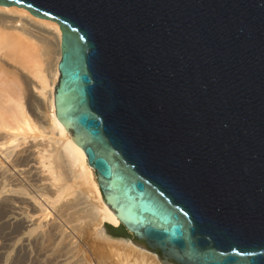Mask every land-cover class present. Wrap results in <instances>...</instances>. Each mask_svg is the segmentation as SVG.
<instances>
[{
  "label": "water",
  "instance_id": "water-1",
  "mask_svg": "<svg viewBox=\"0 0 264 264\" xmlns=\"http://www.w3.org/2000/svg\"><path fill=\"white\" fill-rule=\"evenodd\" d=\"M0 6L59 25L56 118L132 244L162 264H264V0Z\"/></svg>",
  "mask_w": 264,
  "mask_h": 264
},
{
  "label": "bare ground",
  "instance_id": "bare-ground-1",
  "mask_svg": "<svg viewBox=\"0 0 264 264\" xmlns=\"http://www.w3.org/2000/svg\"><path fill=\"white\" fill-rule=\"evenodd\" d=\"M60 59L56 22L0 6V264H88L81 237L159 261L130 240L98 232L120 221L102 201L83 150L56 118Z\"/></svg>",
  "mask_w": 264,
  "mask_h": 264
},
{
  "label": "rangeland",
  "instance_id": "rangeland-1",
  "mask_svg": "<svg viewBox=\"0 0 264 264\" xmlns=\"http://www.w3.org/2000/svg\"><path fill=\"white\" fill-rule=\"evenodd\" d=\"M25 108L30 115L31 112H30L27 104H25ZM41 140L42 139H40V142H43V140L42 141ZM93 173H94V171H93ZM94 178H95V181L97 182L95 173H94ZM105 223H107V222H105ZM107 224H110V223H107ZM110 225H112V224H110ZM112 226L118 227L119 225L118 226L112 225ZM81 238H77V243L80 242V243H78V247L82 248V250L85 252V254L81 253V255L83 256V258H84V255H86L85 256L86 258H84V260L86 261V259H87L86 263H88V264H99V263L100 264H102V263L103 264H162V263H160V261H157L151 255H145L143 257H140L138 254H136L134 252H130V254H129V251H125V250L123 251V253L125 252L128 254L124 255L122 253V250H121V252H120V250H117L115 252L114 249L108 250L107 247L103 246L104 244H105V246L112 244L113 243L112 241L97 240L96 243L92 245L85 238H83V237H81ZM131 238H133V237H131ZM111 239H113V238H111ZM84 240H86V242ZM115 240H119V239H115ZM127 240H129V239H127ZM81 241H83V242H81ZM113 244H115V243H113ZM94 245L95 246L99 245L101 247L99 249V248H97V246L95 247ZM80 248H79V251L82 252V250H80ZM112 252H113V254H112ZM120 253H122V254L120 255ZM110 254H112V255H110ZM117 254H119V255H117Z\"/></svg>",
  "mask_w": 264,
  "mask_h": 264
},
{
  "label": "trees",
  "instance_id": "trees-1",
  "mask_svg": "<svg viewBox=\"0 0 264 264\" xmlns=\"http://www.w3.org/2000/svg\"><path fill=\"white\" fill-rule=\"evenodd\" d=\"M106 226L109 229V233L113 237L129 239L128 233H127V231L125 230V228L122 225H120L118 227H112L111 225H106ZM157 254L159 255V252H157Z\"/></svg>",
  "mask_w": 264,
  "mask_h": 264
}]
</instances>
